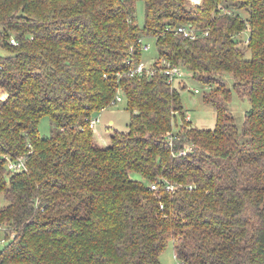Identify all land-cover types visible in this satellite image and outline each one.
Masks as SVG:
<instances>
[{
	"label": "trees",
	"instance_id": "1",
	"mask_svg": "<svg viewBox=\"0 0 264 264\" xmlns=\"http://www.w3.org/2000/svg\"><path fill=\"white\" fill-rule=\"evenodd\" d=\"M136 1L0 0V264H163L169 239L181 264H264V0H143L141 26ZM144 35L150 66L208 87L213 128L160 69L127 74ZM117 89L128 129L101 146L89 120ZM232 90L251 102L241 126Z\"/></svg>",
	"mask_w": 264,
	"mask_h": 264
},
{
	"label": "rangeland",
	"instance_id": "2",
	"mask_svg": "<svg viewBox=\"0 0 264 264\" xmlns=\"http://www.w3.org/2000/svg\"><path fill=\"white\" fill-rule=\"evenodd\" d=\"M190 3L199 4L201 3V0H190ZM135 7L136 21L141 26L144 20V1L137 0L135 2ZM239 11L244 13L243 9H240ZM248 34V29H245L240 34V37L243 40ZM143 42L149 44V48L142 52L141 59L146 65H149L155 60L157 56L155 37L153 35H144ZM189 76L190 73L187 71L186 76L183 78L184 80H178V82L174 84L181 91V99L184 106L185 115L189 116L187 119H190L191 124L196 127L213 128L215 125V110L211 104L203 101L202 99L203 91L208 89V87L203 83L190 78ZM183 81H186V87H183ZM225 83L231 87V77L225 79ZM194 88H198L199 91L194 92ZM5 95L6 93L3 90H0V98H5ZM227 106L232 112L238 126H241L246 111L251 107L250 100L247 97L240 96L237 91L232 90L231 99ZM97 115L99 117V121L95 123V129L93 132L95 139L101 146H107L110 144V135L115 129L121 131L128 129L130 112L126 108V102L124 98L122 101L109 104L106 108L100 110ZM52 126L53 125L49 116L44 115L38 123L39 133L41 135H49ZM132 175L136 178H140L137 172H132ZM5 203L6 201L3 198V194L0 192V205ZM3 245L4 242L1 240L0 236V248ZM159 259L163 264H181L175 256L172 239L167 241L165 248L159 254Z\"/></svg>",
	"mask_w": 264,
	"mask_h": 264
},
{
	"label": "built area",
	"instance_id": "3",
	"mask_svg": "<svg viewBox=\"0 0 264 264\" xmlns=\"http://www.w3.org/2000/svg\"><path fill=\"white\" fill-rule=\"evenodd\" d=\"M174 31L176 33H181L184 36L189 37V38L196 37L197 36V32H199L198 29L194 28L191 25H179V26H177L174 29ZM10 41L12 43L15 42L13 38ZM140 41L142 43L141 44L142 50L143 51L147 50L149 48V44L144 43L143 42V38H141ZM159 64H160L159 68H157L155 66H150V64L146 65L142 61V59H140L139 62L135 66H130L128 68L127 74L130 75V76L142 75L144 73L151 75L155 71L160 69V71L166 76L168 82L171 83L172 85H174L176 82H178V80H182L187 74V70L181 64L172 63V62L164 60V59L161 60ZM187 88H189V87H187ZM193 91L194 92H198L199 89L198 88H194ZM123 97H124V95H123L122 91L120 89H117L115 96L109 102V104H113V103H115L117 101H122ZM106 107H104V108H106ZM104 108H102V109H104ZM96 115L92 116L90 118V120H89V126L92 128V130L95 129L94 128L95 127V123L99 121V117H98V115L97 116ZM186 118H189V116L187 115ZM6 158H7L6 159L7 168L10 169V170H20V169L25 167V159L23 157H18L17 159H12L11 157L7 156ZM150 187L152 189H155V185L154 184H151Z\"/></svg>",
	"mask_w": 264,
	"mask_h": 264
},
{
	"label": "crops",
	"instance_id": "4",
	"mask_svg": "<svg viewBox=\"0 0 264 264\" xmlns=\"http://www.w3.org/2000/svg\"><path fill=\"white\" fill-rule=\"evenodd\" d=\"M110 122H111V120H110Z\"/></svg>",
	"mask_w": 264,
	"mask_h": 264
},
{
	"label": "bare ground",
	"instance_id": "5",
	"mask_svg": "<svg viewBox=\"0 0 264 264\" xmlns=\"http://www.w3.org/2000/svg\"><path fill=\"white\" fill-rule=\"evenodd\" d=\"M6 96V95H5Z\"/></svg>",
	"mask_w": 264,
	"mask_h": 264
}]
</instances>
